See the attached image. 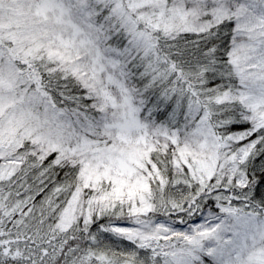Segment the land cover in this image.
<instances>
[{"label":"snow or ice","instance_id":"6c2138e0","mask_svg":"<svg viewBox=\"0 0 264 264\" xmlns=\"http://www.w3.org/2000/svg\"><path fill=\"white\" fill-rule=\"evenodd\" d=\"M0 264H264V0H0Z\"/></svg>","mask_w":264,"mask_h":264}]
</instances>
